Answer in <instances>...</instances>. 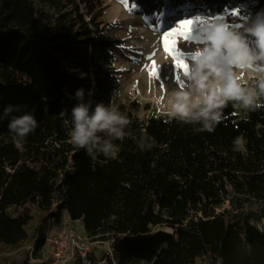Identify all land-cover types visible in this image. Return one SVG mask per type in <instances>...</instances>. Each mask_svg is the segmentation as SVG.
<instances>
[{"label": "trees", "instance_id": "1", "mask_svg": "<svg viewBox=\"0 0 264 264\" xmlns=\"http://www.w3.org/2000/svg\"><path fill=\"white\" fill-rule=\"evenodd\" d=\"M44 1L56 8L52 31L39 27L35 0H0V246L31 237L33 210L41 235L56 206L91 239L112 240L116 264H195L202 256L264 264V106L229 102L208 131L202 120H141L121 105L122 137L102 131L79 148L70 137L73 109L112 107V51L121 41L94 29L82 0ZM128 1L147 18L166 8L264 12V0ZM24 115L37 126L20 137L9 125ZM107 143L115 155L102 151ZM252 200L260 208L243 213ZM227 201L234 209H222ZM17 206L25 208L14 215ZM28 255L21 264H30Z\"/></svg>", "mask_w": 264, "mask_h": 264}, {"label": "rangeland", "instance_id": "2", "mask_svg": "<svg viewBox=\"0 0 264 264\" xmlns=\"http://www.w3.org/2000/svg\"><path fill=\"white\" fill-rule=\"evenodd\" d=\"M35 3L39 27L48 31L54 30L56 8L44 0H35ZM80 6L94 29L121 41L112 51L119 82L118 88L112 95V107L118 111L123 105L127 111L141 120L149 115L165 114L171 94L179 90H188L192 85L193 64L199 56V49L206 43L201 32L202 27L222 22L227 23L230 29L247 35L246 29L251 26L256 16L245 8L242 10L226 8L217 12L205 7L192 12L191 7H187L183 11L172 12L166 8L162 14L147 18L128 0H82ZM186 19L194 21L192 30L186 38L173 37L177 40L173 49L176 55L173 56L165 51L164 34ZM248 39L250 45L255 48V38L248 36ZM176 59L183 60L187 64V69H180ZM154 66L157 75L151 74ZM251 78L247 71L243 73L244 80L249 81ZM157 100L160 102L157 103ZM101 133L102 131L96 133L97 140ZM107 154L115 155L116 151L112 148ZM24 208L17 206L11 211L14 215H18L24 211ZM224 208L234 209L229 201L224 204L222 209ZM259 208L260 203L252 200L244 204L240 210L247 213ZM33 213L36 216L30 226L31 237L19 246H0V264H21L26 257L29 246L37 238L34 236V223L38 221L37 210H33ZM54 213L59 215V225L72 227L85 234L81 220H72L66 210L59 211L56 206ZM105 241L112 245V240ZM79 258L75 259L74 256L68 264H78ZM89 258L91 264H116L114 255L109 252V245L100 242L94 244ZM210 262V257L202 256L195 264H210Z\"/></svg>", "mask_w": 264, "mask_h": 264}, {"label": "clouds", "instance_id": "3", "mask_svg": "<svg viewBox=\"0 0 264 264\" xmlns=\"http://www.w3.org/2000/svg\"><path fill=\"white\" fill-rule=\"evenodd\" d=\"M205 45L199 49L194 61L188 90L175 91L168 98L167 116L180 120L204 121V129L212 131V125L222 119V110L229 102L234 107L255 111L264 106V12L257 13L246 34L230 29L227 23H215L201 28ZM248 36L254 37L255 48L250 45ZM238 70V71H237ZM247 71L257 79L249 84L243 79ZM82 95V93H77ZM160 101L157 100V103ZM74 129L70 133L71 142L84 148L97 140L96 133L107 131L122 137V126L128 123L115 107L97 105L94 113L81 104L73 109ZM37 126L32 115L16 118L9 128L20 137L26 136ZM234 143L242 145L237 137ZM107 143L102 151L112 150ZM91 152V149H89Z\"/></svg>", "mask_w": 264, "mask_h": 264}, {"label": "built area", "instance_id": "4", "mask_svg": "<svg viewBox=\"0 0 264 264\" xmlns=\"http://www.w3.org/2000/svg\"><path fill=\"white\" fill-rule=\"evenodd\" d=\"M99 242L109 245V252L114 255V249L107 241L93 240L86 233L59 225L55 213L47 217L41 235L29 246L28 261L30 264H68L75 256V259L80 257V264H91L90 254L94 244Z\"/></svg>", "mask_w": 264, "mask_h": 264}, {"label": "snow or ice", "instance_id": "5", "mask_svg": "<svg viewBox=\"0 0 264 264\" xmlns=\"http://www.w3.org/2000/svg\"><path fill=\"white\" fill-rule=\"evenodd\" d=\"M193 24H194V21L186 19V20L181 21L171 31L165 33L164 38H163L165 51L175 56L176 53L173 51V49L175 45L177 44V40L173 39V37L183 36L186 38L187 35L191 32ZM176 64L180 69H184V70L187 69V64L181 59H176ZM151 74L157 75V70L155 66L153 67V71Z\"/></svg>", "mask_w": 264, "mask_h": 264}]
</instances>
